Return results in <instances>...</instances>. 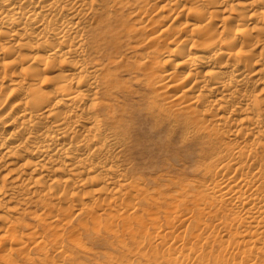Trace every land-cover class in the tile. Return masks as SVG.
Segmentation results:
<instances>
[{"label": "bare ground", "instance_id": "1", "mask_svg": "<svg viewBox=\"0 0 264 264\" xmlns=\"http://www.w3.org/2000/svg\"><path fill=\"white\" fill-rule=\"evenodd\" d=\"M105 237L264 264V0H0V261Z\"/></svg>", "mask_w": 264, "mask_h": 264}, {"label": "rangeland", "instance_id": "2", "mask_svg": "<svg viewBox=\"0 0 264 264\" xmlns=\"http://www.w3.org/2000/svg\"><path fill=\"white\" fill-rule=\"evenodd\" d=\"M167 2V1H164ZM164 4V3H163ZM156 9L152 8L149 12L153 13ZM154 14V13H153ZM151 15V14H150ZM174 142L178 148V156L183 159L182 175H185L190 180L192 179L193 174V163L190 158H186L189 154V149H186L184 142H181L180 136L178 135ZM181 144V145H180ZM177 151V150H176ZM184 151V152H183ZM187 154V155H186ZM184 155V156H183ZM186 158V159H185ZM186 160V161H185ZM190 160V161H188ZM185 164V165H184ZM179 230V227H178ZM110 237H105V240L101 241H90L86 238L83 239V244L85 245V249H81L77 246H66V250L68 255L70 256L68 260L65 261L66 264H129V256H125V252L120 248L119 244L115 240L108 239ZM109 240V241H108ZM108 241V242H106ZM116 249V250H115ZM50 257L49 259L54 262V264H65L64 261L59 258L58 255L55 254L57 248L50 246L48 248ZM123 255V256H122ZM38 257V252L34 251V254L30 255V258L36 259ZM18 262L17 264H28V262H23L21 258H15ZM62 260V261H61ZM109 262V263H108ZM146 264L145 260H139L138 262L130 264ZM0 264H5L0 261Z\"/></svg>", "mask_w": 264, "mask_h": 264}]
</instances>
